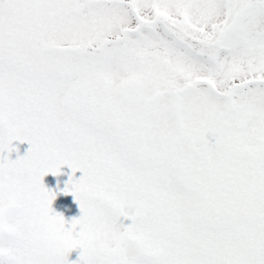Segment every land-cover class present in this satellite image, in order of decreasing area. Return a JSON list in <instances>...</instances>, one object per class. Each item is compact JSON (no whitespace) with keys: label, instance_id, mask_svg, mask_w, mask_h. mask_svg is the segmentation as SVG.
<instances>
[{"label":"snow or ice","instance_id":"snow-or-ice-1","mask_svg":"<svg viewBox=\"0 0 264 264\" xmlns=\"http://www.w3.org/2000/svg\"><path fill=\"white\" fill-rule=\"evenodd\" d=\"M42 233L67 264H264V0H0V264H48Z\"/></svg>","mask_w":264,"mask_h":264},{"label":"rangeland","instance_id":"rangeland-1","mask_svg":"<svg viewBox=\"0 0 264 264\" xmlns=\"http://www.w3.org/2000/svg\"><path fill=\"white\" fill-rule=\"evenodd\" d=\"M14 142L22 143L20 141H14ZM70 174H71V169L68 168L67 166H63L60 176L54 177L52 174H48L47 176L44 177L45 185L49 186L51 184H57V182H59V188L62 189L65 185V182L68 180V177ZM75 175H76V177H79L80 175H82V173L78 171ZM53 189L56 190L57 186H56V188H53ZM64 196H65V194L63 192L58 191L57 198H56V200H54L53 203L57 202L59 205L61 198H63V199L65 198ZM69 197H70V195H69ZM66 202H67L66 203L67 207H65L63 215L65 216L66 220L70 221L72 219V217L79 216L81 213H80L78 204L74 201V198L72 196L70 197V199H67ZM129 222L130 221H128V220L125 221V223H129ZM80 251L81 250L79 248L73 249L69 253V257H68L69 260L72 261V260L78 259Z\"/></svg>","mask_w":264,"mask_h":264},{"label":"clouds","instance_id":"clouds-1","mask_svg":"<svg viewBox=\"0 0 264 264\" xmlns=\"http://www.w3.org/2000/svg\"><path fill=\"white\" fill-rule=\"evenodd\" d=\"M36 243L48 253V264H67L68 257L64 254V239L61 233L52 235L42 233Z\"/></svg>","mask_w":264,"mask_h":264},{"label":"trees","instance_id":"trees-1","mask_svg":"<svg viewBox=\"0 0 264 264\" xmlns=\"http://www.w3.org/2000/svg\"><path fill=\"white\" fill-rule=\"evenodd\" d=\"M13 144H14V146L16 148L19 149V151L18 152L17 151H13L11 153V157L10 158H12V159L17 158L18 155L25 154L27 148L29 147V145L27 144V142H23V143H13ZM46 186L53 189V188H56L57 184H51L49 186L48 185H46ZM64 197H65L64 199L61 198V201L59 202L60 203L59 205H58L57 202L53 203L54 210L55 211H59L62 214L64 213V210H65V207H66V200L68 199L69 195H65Z\"/></svg>","mask_w":264,"mask_h":264}]
</instances>
